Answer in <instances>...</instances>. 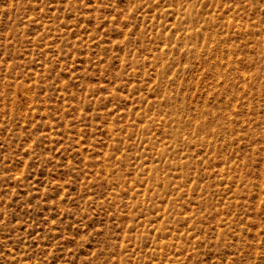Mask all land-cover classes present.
Returning a JSON list of instances; mask_svg holds the SVG:
<instances>
[{
    "label": "rangeland",
    "instance_id": "rangeland-1",
    "mask_svg": "<svg viewBox=\"0 0 264 264\" xmlns=\"http://www.w3.org/2000/svg\"><path fill=\"white\" fill-rule=\"evenodd\" d=\"M0 264H264V0H0Z\"/></svg>",
    "mask_w": 264,
    "mask_h": 264
}]
</instances>
